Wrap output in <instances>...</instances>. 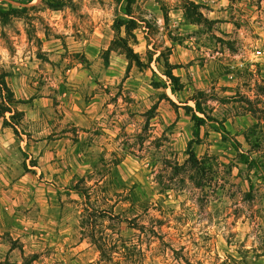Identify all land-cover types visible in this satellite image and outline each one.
Masks as SVG:
<instances>
[{
  "label": "rangeland",
  "instance_id": "1",
  "mask_svg": "<svg viewBox=\"0 0 264 264\" xmlns=\"http://www.w3.org/2000/svg\"><path fill=\"white\" fill-rule=\"evenodd\" d=\"M57 1L0 0V264H264V0H132L140 66L125 0Z\"/></svg>",
  "mask_w": 264,
  "mask_h": 264
},
{
  "label": "trees",
  "instance_id": "2",
  "mask_svg": "<svg viewBox=\"0 0 264 264\" xmlns=\"http://www.w3.org/2000/svg\"><path fill=\"white\" fill-rule=\"evenodd\" d=\"M118 1H120V0H118ZM45 2L47 4H49L50 6L55 7V8H59L63 4V2H59L57 0H45ZM131 3H132V0H125L124 15L119 16L115 19L114 27L116 29H120L121 27H123L126 35L125 36H117L111 42V45L106 50V54L104 56L105 63L108 62L109 52L113 49L114 46L122 49L127 54V56L129 58H131L132 60H134L139 66L143 65V63H144L142 58L136 52H134V49L130 43V37L134 38L133 30L136 28V25H137L136 19L132 16V13H131V6H130ZM184 7H185V12L187 15L192 13L197 17V19L202 18L201 13L196 10V4L195 3H193L189 0H185V6ZM15 9L16 8H14L11 3H9V8L7 10H1L0 9V13L4 18H6L8 16V14H10ZM197 19H195V20H197ZM158 58H160V57L158 56ZM146 59L148 60V62L152 61L153 55L151 54V51H149V54H148ZM172 68H173V66L169 65V68L166 70L165 74L170 81V84H169L170 90L172 91V93H175V92L181 90L182 83L179 81V77L172 73V71H171ZM12 102H13V98H12L11 90L9 89V87L6 83L4 76L0 75V116H2L4 118L5 122L13 129L14 132H17L16 124L11 121L12 119L15 118V110L12 107ZM185 107L189 111L192 112L191 118L194 121L196 127H199L201 124H203V122L205 121L204 117L199 116L196 113V110L193 111L191 106L186 105ZM195 107H196L197 111L203 113L198 102H196ZM6 113L9 114L8 118L6 117ZM197 135H198V132L195 131V136H197ZM188 154H189V157L187 158L186 161L189 162L192 167L199 168L200 167L199 160H198V157H197V155L194 151V148L192 146V142H190L188 145ZM245 163H247L248 166L251 168L257 167V164L255 163V160H253V159L247 158L245 160ZM132 227L138 228L140 230H142L144 228L143 225L137 226L136 224H133ZM130 243L134 244L132 240L130 241ZM97 247L101 252V256L104 257V259H105L104 261L107 264H116V261L112 260L113 253H118L119 254L118 256H122V258L126 257L124 255L123 249H120V247H118L115 243H113L112 245L109 244V241H107L105 238H102V237L99 238V242L97 244ZM124 260H126V259H124Z\"/></svg>",
  "mask_w": 264,
  "mask_h": 264
}]
</instances>
